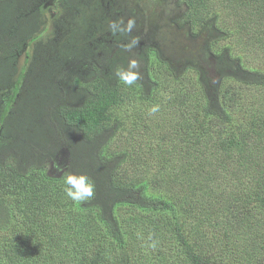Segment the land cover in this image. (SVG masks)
<instances>
[{
    "label": "trees",
    "instance_id": "trees-1",
    "mask_svg": "<svg viewBox=\"0 0 264 264\" xmlns=\"http://www.w3.org/2000/svg\"><path fill=\"white\" fill-rule=\"evenodd\" d=\"M176 1L183 61L130 0H0V264H264V0Z\"/></svg>",
    "mask_w": 264,
    "mask_h": 264
},
{
    "label": "rangeland",
    "instance_id": "rangeland-1",
    "mask_svg": "<svg viewBox=\"0 0 264 264\" xmlns=\"http://www.w3.org/2000/svg\"><path fill=\"white\" fill-rule=\"evenodd\" d=\"M130 3L139 4L141 18L149 19L148 26L142 29L143 45L149 44V33H153L156 34L153 39L154 44L161 42L169 44L167 51L174 59L183 61L186 57L195 54L199 44L185 37V30H177L173 26L177 16L184 11L182 4L176 0H130ZM139 29L140 27L137 28Z\"/></svg>",
    "mask_w": 264,
    "mask_h": 264
},
{
    "label": "clouds",
    "instance_id": "clouds-1",
    "mask_svg": "<svg viewBox=\"0 0 264 264\" xmlns=\"http://www.w3.org/2000/svg\"><path fill=\"white\" fill-rule=\"evenodd\" d=\"M137 28L135 18H129L125 22L121 19L119 22L112 21L109 24V30L113 35H131ZM140 44L139 38H132L127 43L123 44L125 52H131ZM115 76L119 83L127 87L138 86V82L142 80L140 72V61L136 58H131L128 61L127 67H118L115 71ZM161 106L155 104L149 109V115H155L160 111ZM63 191L68 199L76 203L86 202L95 196L96 186L92 178L84 173L76 174L69 172L62 178ZM150 246L155 247V244Z\"/></svg>",
    "mask_w": 264,
    "mask_h": 264
},
{
    "label": "flooded vegetation",
    "instance_id": "flooded-vegetation-1",
    "mask_svg": "<svg viewBox=\"0 0 264 264\" xmlns=\"http://www.w3.org/2000/svg\"><path fill=\"white\" fill-rule=\"evenodd\" d=\"M136 7H138V5L139 4H135V3H133ZM182 15V13L179 15V16H177V17H180ZM141 16V15H140ZM148 20V23H149V19H147ZM148 23H147V25L146 26H148ZM138 27H140V29L139 30H137L136 31V33L137 34H142V29H143V27L140 25V24H138ZM151 32L153 31L152 29L150 30ZM136 35V34H135Z\"/></svg>",
    "mask_w": 264,
    "mask_h": 264
}]
</instances>
